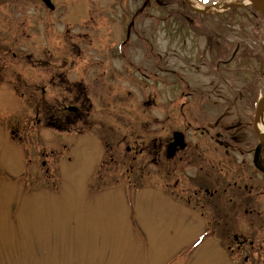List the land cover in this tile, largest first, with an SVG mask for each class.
<instances>
[{
    "label": "rangeland",
    "instance_id": "obj_1",
    "mask_svg": "<svg viewBox=\"0 0 264 264\" xmlns=\"http://www.w3.org/2000/svg\"><path fill=\"white\" fill-rule=\"evenodd\" d=\"M142 1L51 0L56 11L43 13L41 19L42 4L38 1L0 0V9L11 8L10 14L0 19V57L6 62L0 86V264H264V247L257 240L260 224L250 229L251 235H256V244L247 252H237L235 245L228 247L234 244L232 239L220 237L214 222L207 223L212 218L211 209L206 208L210 204L200 209L199 204L193 208L194 203L189 201L194 194L188 181H198L199 172H215L216 166L210 162L212 155L202 162H190L193 157L188 156V151L183 165L178 166L181 178L176 186L166 184L164 165L148 166L147 159L142 162L149 173L137 180L135 174L128 177L126 168L139 166L137 161L141 160L130 162L124 157L130 155L126 150L129 137L123 138L119 132L118 138L117 127L108 137L113 146L119 147L112 154H98L92 149L89 141L99 132L106 134L94 124H83V130L77 125L80 130L75 135L31 126L22 139L13 133L19 132L17 127L34 114L33 100L19 91V78L35 77L30 73L36 70L20 65L3 48L2 40H25L23 33L14 34L7 26L14 17L19 19L25 13L37 24L41 19L33 39L40 52L30 54L32 62L40 58L45 60L44 66L47 64L51 59L47 60V55L52 54L48 51L51 41L59 45L57 57L67 56L70 49L65 46L74 44L71 48L75 51V68L69 73L70 78L84 83L95 79L91 92L89 84L82 90L89 93L93 104L88 118L95 114L116 124L119 119L124 125L132 123L141 134L146 123L144 128L163 139L173 130L186 129L190 146L197 152L209 151L208 154L213 147L206 138L210 140L214 133L203 135L195 131L198 125L217 128L227 141H232L234 132L244 135V130L235 124L246 107L238 105L256 103L264 91L261 18L243 8L247 5L245 0H187L199 11L209 12L200 16L188 10L186 15L185 5L177 1L169 5L177 12V20L161 15L159 5L149 0L140 17L145 24L140 23L139 27L134 13ZM230 5L238 10L228 13ZM67 12L76 15L74 22L70 18L69 25L63 21L68 18ZM212 28L215 32L217 29L214 40L208 34ZM137 31L153 41L154 52L150 56L137 47ZM117 41L119 55L115 47L110 48ZM120 41H125L123 46ZM15 45L18 47L9 45L10 50L27 58L32 48H27L28 44L21 48L19 42ZM217 50L224 60H230L216 63L218 59L212 57V52ZM144 61L154 64L151 70L136 69ZM213 63L217 68H213ZM48 65H52V60ZM213 69L225 75L222 82L211 77ZM147 71L151 73L148 77L142 74ZM193 84L212 93L199 97L195 92L189 93ZM238 98L242 102L235 101ZM204 104L209 106L203 109ZM206 109L211 111L208 124L204 121ZM245 113L243 122L249 125L251 110ZM259 121L264 124V109ZM255 142L258 140L253 139L247 146L252 150ZM54 144L56 150H60L58 146L65 147L61 156L50 155ZM109 154L114 157L113 162ZM222 156L219 155L221 159ZM121 158L129 165L122 167ZM236 226L237 232L245 233L247 224L239 221Z\"/></svg>",
    "mask_w": 264,
    "mask_h": 264
},
{
    "label": "flooded vegetation",
    "instance_id": "obj_2",
    "mask_svg": "<svg viewBox=\"0 0 264 264\" xmlns=\"http://www.w3.org/2000/svg\"><path fill=\"white\" fill-rule=\"evenodd\" d=\"M37 1L42 4V7L40 8V11L42 9V14H40L42 17L41 19L44 18L43 13L50 15L51 12H54V10L56 11L55 7L49 8L45 6L42 0H30L31 3H35ZM145 1H142V3ZM10 9L11 8H1L0 19H4L5 15H9L10 13L8 11ZM144 10L145 9L137 8V11L134 13L137 17L136 24L139 27H141L140 23L145 24V22H140V17L142 15L141 13ZM163 11L165 12V15H171L172 9L170 10L169 8H166L163 9ZM16 13L19 15L18 12ZM67 16L68 18L66 19L64 17L63 21L68 22V25L70 24L71 20L72 22L75 21V14H70L69 12H67ZM41 19L38 20V24L41 22ZM143 20L144 19H142V21ZM12 21L13 23L10 22L12 24L7 26L12 30V32H14V34L18 32L23 33L25 40L23 38H20L19 36L18 38H20L21 41H18L17 39L11 41H9V39L2 40V46L3 48L7 49L6 52H11L12 57L19 61L18 63L20 65L27 66L30 70H36V73H30L32 76L36 75L35 77L24 80H21L19 78V81H21V87H19V91H21V95L26 94V96L29 97V100H33L32 102L34 104L31 105V108L33 107L32 111L34 112V114L30 115L27 121H25L24 123L22 122L17 127L19 132L14 131L13 133L19 135L22 139V137L25 136L23 133H25L26 130L31 126V128L37 130H51L53 131V133H70L75 135L79 134L80 129L83 130V124H88V127H93L94 124V126L98 128L102 127L106 134L99 132L94 137L95 139L89 141V143H91L92 145V149H95L98 154H103V152L108 153L109 151H111L112 154V151H118L119 147L113 146L108 141V137L110 135V132L112 133L113 128L117 127L115 135H117L118 138L120 136L119 132L121 134H124L123 138L129 137V144L126 147V150L130 155H124V157H128L130 162H133V160H135L134 162L139 159L141 160L137 161L139 166H136L135 169L133 165H129V162H127L126 159L121 158L120 164L122 167L129 165L128 168H126L129 174L128 177L135 174L134 178L137 180L138 178L143 177L144 173H149L150 171L147 169V166L142 162V159H147L148 166L164 165L163 168L167 176L166 184L176 186L178 185V182L181 178V173L178 166L183 165V157L187 156L188 151V156L193 157L190 162H192L193 160L202 162L208 155H212V161L210 162H212L213 167L216 166L214 167L216 168L215 172L210 173V171H207V174L205 171L199 172L198 181L195 178L191 180L193 182L188 181L189 185L191 186V193L194 194L189 198L190 203H194L193 208H197L200 205V209L206 207V204H210V206L206 208L211 209L212 215L210 216V218H212L210 219L211 221L209 220L207 221V223L210 224L214 222L217 227V233L218 235L220 234V237H224L228 240H233L234 244L228 246L230 249L233 247V245H235V249L237 252H240L241 250L246 251L249 247L251 248L254 245V240H256L257 238H255L256 235H251L250 229L251 227L254 228V226L251 224H260V247H264V161L261 163L263 157L261 156V152H259L258 156L255 157L254 149L256 145L252 150L247 146L249 145V142L252 144L251 130L248 129V125L243 127L241 124L239 128H242L244 130V135H235L234 132L233 136L231 137L232 141H227L226 139H224V137L222 136L223 134L220 133L217 128H215V130H211L209 128L206 129L207 127L204 126V124L198 125L195 131H199L203 135H207L210 132L214 133L213 136H209L210 140L206 138L208 142L210 141L212 143L213 147V151L208 154L209 151L197 152V148L190 146L185 138L187 136L186 129L173 130L171 132L172 134L163 139L155 137V135L149 128H144V124L146 123H143L142 128L144 132L145 129H147L146 133L144 134V132H142L141 134L138 129H133L132 123H125L124 125L122 124L123 121H119V119L117 120L116 124L115 121H112L111 123L105 122L102 118L100 119L99 116L95 117V114L93 118H88V112L93 109V104L90 97H88L89 93H87L86 95L82 90L89 84V89L91 92L92 89H94L93 82L95 81V79H92L90 81L89 79H87L86 82L88 83H84L75 81L74 79L70 78L69 73L72 70L74 71L75 68V51L73 50V48H71V46H73L74 44L72 43L71 45L65 46L66 48L70 49L67 51V56L57 57L59 53V45L55 44L52 41L50 43L48 42V48H50L48 49V51L52 52V54L47 55V60L51 58L49 61L51 62L52 60V65H48V61L44 66L43 63H45V60H39L40 58L38 60L36 59L35 62H32V55L30 54H33L35 52L37 55L39 54L38 52H40V50H38L39 47L35 48V40H33L36 35L35 32L37 31V21L28 19L25 13L20 14L19 19L17 17H14ZM52 21L53 20L50 19V22ZM3 27L10 30L8 27ZM137 32L139 33V31ZM137 41V47L142 48L144 54H149L150 56V54L154 52V45L152 43L153 41L150 39V37H145L144 33H139V39H137ZM18 42L21 48H25V45L27 44V48H32L29 54H26L27 58H25L21 53V55L19 54L18 56L17 52H12L10 50V46L18 47L17 45H15V43ZM120 43H123V46L125 41H120ZM113 47H115V51L119 55V41H117V44L115 46H110L111 49H113ZM33 48H35L36 50H33ZM111 53H113L112 50ZM144 62L145 64L142 67L137 66L136 69L140 70L143 68L144 71L148 68V70H151L152 68L150 66H154L152 62L151 64L149 63L150 61ZM159 63L161 64V62ZM5 64V58L0 57V86H3L2 83L4 81L1 82V79L3 78L4 74H6L4 71L6 66ZM142 74L148 77L151 73L147 71L146 73L143 72ZM28 75L29 74L27 73L25 74V76ZM72 77L74 76L72 75ZM16 89L18 90V88ZM194 92L196 94L206 92L205 94L209 95L208 93L211 92V90L198 89V87H195V85L193 84L189 93L195 94ZM210 116L211 111H207L204 115V121H206L207 124L210 123ZM198 121L199 120H197L196 123ZM213 122L217 123L214 118ZM77 125L80 126V129H77ZM123 127L125 128L124 133ZM251 127L253 128L252 124ZM119 128L121 129V131L119 130ZM178 131L182 133V139L176 137V132ZM181 140H184L185 143L182 144ZM211 143L209 144L211 145ZM55 146L56 145L54 144V150L50 151V155L61 156L64 153V151L61 149H64L65 147L58 146L56 148L60 150H56ZM101 149L102 152H100ZM220 150L222 151L220 152ZM231 151L234 152L231 154ZM111 154H109V157L110 161L113 162L114 157ZM220 154L224 156H222V159L219 157ZM68 159H70V157H68ZM102 163L105 162L102 161ZM236 165L238 168H234ZM100 168L101 166L99 167V169ZM200 193L202 194L199 195ZM200 214L201 216H203V212ZM239 221H243L245 225L247 224V226H245V233L243 234L236 231L238 230V226H236V224ZM229 222L235 225L229 227L227 224ZM223 224L225 225L223 226ZM219 228H222V230H218ZM245 257V260H248V257Z\"/></svg>",
    "mask_w": 264,
    "mask_h": 264
},
{
    "label": "bare ground",
    "instance_id": "obj_3",
    "mask_svg": "<svg viewBox=\"0 0 264 264\" xmlns=\"http://www.w3.org/2000/svg\"><path fill=\"white\" fill-rule=\"evenodd\" d=\"M259 3H261L263 6H264V0H257ZM245 3H247V4H250V5H253L252 4V0H245L244 1ZM223 6V5H222ZM222 6L221 7H217L216 9H222ZM243 127H244V125H242ZM257 128H258V133L260 134V136L261 137H264V124H262L261 123V121H259L258 122V124H257ZM176 133H178V134H180L181 132H176ZM181 143H185V141L184 140H181ZM172 193V192H171ZM207 215V214H206ZM254 227H256L255 226V224H252Z\"/></svg>",
    "mask_w": 264,
    "mask_h": 264
},
{
    "label": "water",
    "instance_id": "obj_4",
    "mask_svg": "<svg viewBox=\"0 0 264 264\" xmlns=\"http://www.w3.org/2000/svg\"><path fill=\"white\" fill-rule=\"evenodd\" d=\"M252 1H253V4L255 5V7L262 12L263 17H264V9H263V7L261 5H259V4H257L255 2V0H252ZM263 106H264V100L262 101V103L259 104L258 108L256 109L255 122H256V119H257V117H258V115H259V113H260V111H261Z\"/></svg>",
    "mask_w": 264,
    "mask_h": 264
},
{
    "label": "trees",
    "instance_id": "obj_5",
    "mask_svg": "<svg viewBox=\"0 0 264 264\" xmlns=\"http://www.w3.org/2000/svg\"><path fill=\"white\" fill-rule=\"evenodd\" d=\"M177 1V0H176ZM179 1V0H178ZM180 2V1H179ZM209 36H211V35H213V36H215V33H214V31L213 30H211V31H209ZM217 38V37H216ZM250 107H251V104L249 105ZM252 106H253V103H252Z\"/></svg>",
    "mask_w": 264,
    "mask_h": 264
}]
</instances>
